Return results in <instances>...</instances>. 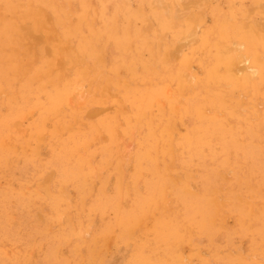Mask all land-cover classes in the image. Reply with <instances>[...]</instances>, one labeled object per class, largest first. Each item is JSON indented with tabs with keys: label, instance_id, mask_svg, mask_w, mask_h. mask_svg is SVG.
<instances>
[{
	"label": "rangeland",
	"instance_id": "rangeland-1",
	"mask_svg": "<svg viewBox=\"0 0 264 264\" xmlns=\"http://www.w3.org/2000/svg\"><path fill=\"white\" fill-rule=\"evenodd\" d=\"M135 1L0 0V264L264 261V0Z\"/></svg>",
	"mask_w": 264,
	"mask_h": 264
},
{
	"label": "bare ground",
	"instance_id": "bare-ground-1",
	"mask_svg": "<svg viewBox=\"0 0 264 264\" xmlns=\"http://www.w3.org/2000/svg\"><path fill=\"white\" fill-rule=\"evenodd\" d=\"M105 1V0H104ZM113 1V0H112ZM136 1H139V0H136ZM135 1V2H136ZM217 1V0H216ZM219 1V0H218ZM237 1V0H236ZM246 1V0H245ZM3 2V1H2ZM118 2V1H117ZM168 2V1H167ZM225 2H226V0H225ZM231 2V1H230ZM229 2V3H230ZM238 2H240V1H238ZM113 3V2H112ZM259 3V2H258ZM111 4V3H110ZM115 4V3H114ZM141 4V3H140ZM147 4V3H146ZM247 4H248V2H247ZM109 5V4H108ZM138 5H139V2H138ZM149 5H151V4H149ZM229 5V4H228ZM237 5V4H236ZM242 5H244V4H242ZM249 5V4H248ZM247 5V6H248ZM111 6V5H110ZM216 6H217V4H216ZM259 6V5H258ZM225 7H226V5H225ZM228 7V6H227ZM99 8V7H98ZM132 8V7H131ZM110 9V8H109ZM137 9V8H136ZM180 9V8H179ZM215 9V8H214ZM122 10V9H121ZM139 10V9H138ZM148 10V9H147ZM170 10V9H169ZM173 10V9H172ZM171 10V11H172ZM208 10V9H207ZM206 10V11H207ZM258 10H260V9H258ZM111 11V10H110ZM131 11V10H130ZM151 11V10H150ZM160 11V10H159ZM159 11H158V14H160L159 13ZM168 11V10H167ZM142 11H140V13H141ZM209 12V11H208ZM245 12H246V10H245ZM214 13H215V11H214ZM224 13H225V11H224ZM209 14V13H208ZM218 14V13H217ZM138 16H140L139 14H137ZM143 15V14H142ZM161 15V14H160ZM251 15V14H250ZM201 16V15H200ZM209 16V15H208ZM217 16V15H216ZM239 16V15H238ZM252 16V15H251ZM261 16V15H260ZM215 17V16H214ZM140 18H142V16L140 17ZM151 18V17H150ZM183 18V17H182ZM255 18H256V16H255ZM158 19H160V17L158 18ZM218 19V18H217ZM228 19V18H227ZM237 19V18H236ZM240 20H242V19H240ZM263 20V19H262ZM171 21V20H170ZM184 21V20H183ZM188 21V20H187ZM212 21V20H211ZM106 22V21H105ZM154 22V21H153ZM189 22V21H188ZM101 23V22H100ZM251 23V22H250ZM110 24H111V22H110ZM210 24V23H209ZM212 24V23H211ZM181 25V24H180ZM219 25V24H218ZM217 26V25H216ZM200 27V26H199ZM214 27V26H213ZM220 27V26H219ZM250 27V26H249ZM193 29V28H192ZM214 29V28H213ZM194 30V29H193ZM215 30V29H214ZM203 31H204V29H203ZM161 32V31H160ZM108 33H109V31H108ZM209 33H210V31H209ZM263 33V32H262ZM63 35V34H62ZM159 37V36H158ZM210 39V38H209ZM213 39V38H212ZM170 40H172V39H170ZM193 40V39H192ZM214 41V40H213ZM230 41V40H229ZM188 43L190 42V41H187ZM196 42V41H195ZM194 42V43H195ZM123 43V42H122ZM169 44V43H168ZM236 44V43H235ZM195 45V44H194ZM221 45V44H220ZM190 46V45H189ZM251 47V46H250ZM231 48V47H230ZM252 48V47H251ZM234 49H236V48H233V50ZM231 50V49H230ZM259 50V49H258ZM214 51V50H213ZM242 51V50H241ZM261 51V50H260ZM191 52V51H190ZM202 52V51H201ZM235 52H237V51H235ZM160 52H158V54H159ZM169 53H171V52H169ZM178 54H179V52H177ZM173 54V53H172ZM242 54H243V52H242ZM199 55V54H198ZM241 55V54H240ZM169 57H170V55H168ZM264 56V55H263ZM168 57V58H169ZM196 58H198V57H196ZM239 59V58H238ZM169 60V59H168ZM118 61H119V59H118ZM170 61V60H169ZM174 61V60H173ZM210 61V60H209ZM202 63H203V61H202ZM205 63H207V62H205ZM210 63V62H209ZM89 64H90V62H89ZM194 64V63H193ZM176 65V64H175ZM197 66H198V64H196ZM207 65V64H206ZM211 65V64H210ZM196 68V67H195ZM177 69V68H176ZM168 70V69H167ZM173 70V69H172ZM194 70V69H193ZM197 70V69H196ZM255 71V70H254ZM166 72V71H165ZM165 72H164V74H165ZM168 72V71H167ZM175 72V71H174ZM201 73V72H200ZM204 73V72H203ZM160 74V73H159ZM157 79V78H156ZM165 79H166V77H165ZM176 79V78H175ZM163 80V79H162ZM168 80V79H167ZM203 80V79H202ZM201 80V81H202ZM175 81V80H174ZM203 82V81H202ZM204 83V82H203ZM200 85V84H199ZM223 85V84H222ZM225 85V84H224ZM203 87H205V86H203ZM248 87V86H247ZM209 88H211L210 86H209ZM218 90V89H217ZM202 92V91H201ZM225 92V91H224ZM225 97H226V95H225ZM194 103V102H193ZM166 108V107H165ZM167 109V108H166ZM208 109V108H207ZM206 109V110H207ZM209 110V109H208ZM186 118V117H185ZM189 121V120H188ZM185 122V121H184ZM183 124V123H182ZM214 140V139H213ZM12 145V144H11ZM134 149V148H133ZM218 150V149H217ZM156 196V195H155ZM14 215V214H13ZM37 215V214H36ZM137 262V261H136Z\"/></svg>",
	"mask_w": 264,
	"mask_h": 264
},
{
	"label": "snow or ice",
	"instance_id": "snow-or-ice-1",
	"mask_svg": "<svg viewBox=\"0 0 264 264\" xmlns=\"http://www.w3.org/2000/svg\"><path fill=\"white\" fill-rule=\"evenodd\" d=\"M5 264H8V262H5ZM124 264H135L134 261H126ZM261 264H264V261L261 262Z\"/></svg>",
	"mask_w": 264,
	"mask_h": 264
}]
</instances>
